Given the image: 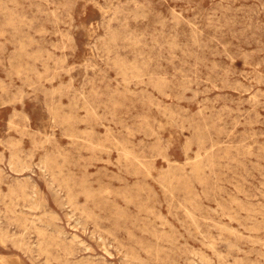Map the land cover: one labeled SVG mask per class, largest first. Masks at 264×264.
I'll use <instances>...</instances> for the list:
<instances>
[{
	"label": "rangeland",
	"instance_id": "1",
	"mask_svg": "<svg viewBox=\"0 0 264 264\" xmlns=\"http://www.w3.org/2000/svg\"><path fill=\"white\" fill-rule=\"evenodd\" d=\"M0 264H264V0H0Z\"/></svg>",
	"mask_w": 264,
	"mask_h": 264
},
{
	"label": "bare ground",
	"instance_id": "2",
	"mask_svg": "<svg viewBox=\"0 0 264 264\" xmlns=\"http://www.w3.org/2000/svg\"><path fill=\"white\" fill-rule=\"evenodd\" d=\"M98 241V240H97Z\"/></svg>",
	"mask_w": 264,
	"mask_h": 264
}]
</instances>
